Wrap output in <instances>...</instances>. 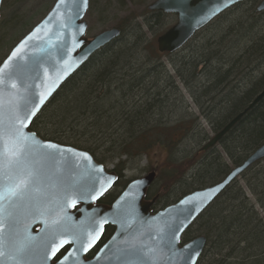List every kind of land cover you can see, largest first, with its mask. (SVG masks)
I'll use <instances>...</instances> for the list:
<instances>
[{
	"label": "trees",
	"instance_id": "16d2710c",
	"mask_svg": "<svg viewBox=\"0 0 264 264\" xmlns=\"http://www.w3.org/2000/svg\"><path fill=\"white\" fill-rule=\"evenodd\" d=\"M259 1L230 7L173 53L158 52L156 38L174 15L147 6L125 15L114 25L120 35L60 86L30 130L111 164L120 177L154 164L156 176L146 194L157 196L154 211L224 178L264 142V97L221 139L218 150L200 152L206 132L198 120L217 132L264 88ZM197 236L206 244L196 264H264V158L230 183L181 241Z\"/></svg>",
	"mask_w": 264,
	"mask_h": 264
},
{
	"label": "water",
	"instance_id": "95a60500",
	"mask_svg": "<svg viewBox=\"0 0 264 264\" xmlns=\"http://www.w3.org/2000/svg\"><path fill=\"white\" fill-rule=\"evenodd\" d=\"M0 0V9L2 5ZM244 0H154L147 5L148 11L174 14L176 21L156 38L160 53H173L181 49L193 35L209 24L225 10ZM89 6L83 0H66L60 5L55 0L46 15L31 28L9 51L0 65L20 49L15 65L25 69L16 80L21 95L32 94L39 103V94L51 88V92L23 129L31 134L37 159L41 153L51 150L42 147L51 143L59 151L40 160L43 195L24 206L5 204V227L0 231V264H196L202 254L206 239L197 236L185 243L183 233L207 209L226 186L239 178L253 163L264 158V143L251 152L240 165L233 167L217 184L194 190L175 203L152 212L155 198L146 200V193L155 179V172L131 180L109 206L94 205L116 182L113 173L106 172L103 165L80 149L45 140L30 130V124L60 86L75 73L96 51L110 43L119 34L116 28L106 29L92 38L85 36L87 23L84 16ZM264 10V0L256 7ZM16 77H14L15 79ZM264 97V89L252 100L248 108ZM240 112L205 147L215 144L244 115ZM32 136L35 140H32ZM81 154H86L84 159ZM102 191V194H98ZM93 196H96L93 199ZM75 201L73 206L72 202ZM73 210V208H75ZM59 220V234L52 243L66 239L65 244L51 255L52 221ZM14 221V228L8 227ZM103 223L114 231L91 259H86L80 243L74 239L81 236L86 242L93 229L99 231ZM103 232V230H102ZM100 232V236L102 234ZM99 236V237H100ZM97 242V241H96ZM21 243L28 246L18 252ZM48 245L45 247V245ZM63 255L58 254L65 248ZM79 249V251H77ZM68 257V259H65Z\"/></svg>",
	"mask_w": 264,
	"mask_h": 264
},
{
	"label": "snow or ice",
	"instance_id": "6c2138e0",
	"mask_svg": "<svg viewBox=\"0 0 264 264\" xmlns=\"http://www.w3.org/2000/svg\"><path fill=\"white\" fill-rule=\"evenodd\" d=\"M83 2L86 4L87 0H83ZM59 4L65 5L66 0H59ZM19 51V48L13 51L0 65V231L5 227V220L11 217V213L5 215L4 205L6 203L17 206V202H19V206H24L27 202H35L43 195V180L38 165L40 160L47 159L59 151V147L55 144H43V148L51 151L41 153L40 159H37L29 140L31 134H25L23 131L32 117L36 115L47 95L50 94L51 88L39 94V103L32 99V94L26 96L19 93L16 80L25 71L23 67L14 63ZM14 77L16 78L14 79ZM32 140H35L34 136H32ZM81 155L84 159H88L86 154ZM98 194H102V191ZM95 198L96 196H93V199ZM72 204L74 206L75 201ZM103 223H100L99 231L93 229L88 233L86 242L81 236L74 237L84 251L90 249L99 239ZM59 225L58 219L52 221L49 243H52L59 234ZM8 227L14 228V221L9 223ZM67 243L69 241L66 239H61L59 243H52L51 255L46 258L55 257L60 248ZM27 246L26 243H21L17 247V251L22 252ZM47 246L46 244L45 247ZM2 255L4 253L0 251V256ZM139 264H146V262L140 260Z\"/></svg>",
	"mask_w": 264,
	"mask_h": 264
},
{
	"label": "rangeland",
	"instance_id": "374dc122",
	"mask_svg": "<svg viewBox=\"0 0 264 264\" xmlns=\"http://www.w3.org/2000/svg\"><path fill=\"white\" fill-rule=\"evenodd\" d=\"M55 0H3L0 10V35L4 36L0 43V63L7 56L10 49L36 25L50 10ZM154 0H89V7L84 16L87 23L86 37L114 27L119 19L134 12L139 14ZM13 16L14 21H11ZM11 21V22H10ZM175 23L173 16L164 21L162 28H168ZM16 35V36H15ZM15 36V37H14ZM12 37H14L12 39ZM12 39V40H11ZM165 60V57L163 58ZM187 100V99H186ZM188 104L190 103L187 100ZM190 106V105H189ZM142 160L140 165H145ZM110 167V164H106ZM154 164L146 172L137 168L127 170L126 178H139L150 171H154ZM155 172V171H154Z\"/></svg>",
	"mask_w": 264,
	"mask_h": 264
},
{
	"label": "flooded vegetation",
	"instance_id": "af4514ba",
	"mask_svg": "<svg viewBox=\"0 0 264 264\" xmlns=\"http://www.w3.org/2000/svg\"><path fill=\"white\" fill-rule=\"evenodd\" d=\"M95 161L97 163L103 165L106 172L113 173L117 177L116 182L113 184V186L105 194H103L98 201H96L94 203V205L109 206L115 200V198L120 194V192L125 188V186L128 183L126 185H123L122 178L120 179V176L117 175L116 171L114 170V168L111 164H110L111 165L110 167H107L106 164L100 163L97 160H95ZM133 179H135V178H133ZM133 179H131V180H133ZM152 198L157 199V196L152 197ZM155 202H156V200H155ZM75 209H76V207L73 208V210H75ZM113 231H114V228L112 226H109V225L104 226L101 236L97 240L96 244L85 254V258L91 259L96 254V252L104 245V243L110 238ZM67 249H68V247L64 248L60 252L58 257L63 255Z\"/></svg>",
	"mask_w": 264,
	"mask_h": 264
},
{
	"label": "bare ground",
	"instance_id": "6f19581e",
	"mask_svg": "<svg viewBox=\"0 0 264 264\" xmlns=\"http://www.w3.org/2000/svg\"><path fill=\"white\" fill-rule=\"evenodd\" d=\"M260 1H261V0H260ZM260 1H259V2H260ZM258 4H259V3H258ZM258 4H257V5H258ZM257 5H256V7H257ZM256 7H255V11H256V12H263V11H264V10H262V11H257V10H256ZM112 28H116V27H112ZM109 29H110V28H109ZM116 29L119 30V34H118V36H119L120 33H121V30H120L119 28H116ZM118 36H117V37H118ZM117 37H116V38H117ZM116 38H114V39H116ZM112 41H113V40H112ZM112 41H111V42H112ZM108 44H109V43H108ZM156 47H157V45H156ZM263 89H264V88H263ZM263 89H262V90H263ZM256 104H257V103H256ZM256 104H255V105H256ZM255 105H254V106H255ZM248 106H249V105H247L242 111H245V113H246V112H248L249 110H251V109L254 107V106H252V107L248 108ZM193 111H194V109H193ZM242 111H241V112H242ZM245 113H244V114H245ZM238 114H239V113H238ZM242 117H243V116H242ZM242 117H241V118H242ZM233 118H234V117H233ZM239 120H240V119H239ZM229 122H230V120H229L227 123H225V125H224L219 131L214 132V131H212V130L209 129L208 124H207L205 121H203L202 118L200 117V120H198V125H199V126H200V127L206 132V138H205V140H204V141L201 143V145H200V149H199L200 152H202V153H208V152H209L208 150H209V149H213V148H217L216 150H218L219 142L221 141V139H222V138H223V137H224V136H225V135H226V134H227V133L233 128V127H234V125H235L238 121H237V122H236V123H235V124H234V125H233V126H232V127H231V128H230V129H229V130H228L223 136H222V137H221V139H220L219 141H217L215 144H213L212 146L208 147L207 149H204V147H205V146H206V145H207V144H208V143H209V142H210V141H211V140H212V139H213L218 133H220V132H221V131H222V130L228 125ZM263 143H264V142H263ZM263 143H262V144H263ZM262 144H261V145H262ZM261 145H260V146H261ZM257 148H258V147H257ZM245 159H246V158H245ZM245 159H244L240 164L232 166V167L230 168V170H231L233 167L240 166V165L245 161ZM249 167H250V166H249ZM249 167H247L244 171H246ZM230 170H229V171H230ZM244 171H243V172H244ZM125 172H126V171H122V172H121V175H122V176L120 177V179L122 178V183H123V184L125 183V181H126V179H127V178L124 176ZM243 172H242V173H243ZM242 173H241V174H242ZM222 179H223V178H222ZM222 179H220V180H218V181H216V182H214V183L208 184V185H206V186H204V187L194 189V190L204 189V188H206V187H210V186H212V185L217 184V183L220 182ZM226 187H227V186H226ZM226 187H225V188H226ZM225 188H224V189H225ZM194 190H193V191H194ZM190 192H192V191H190ZM190 192H189V193H190ZM186 194H188V193H186ZM186 194H184V195H186ZM184 195H182L181 197H183ZM248 196L250 197L249 194H248ZM217 197H218V196H217ZM217 197H216V198H217ZM216 198H215V199H216Z\"/></svg>",
	"mask_w": 264,
	"mask_h": 264
}]
</instances>
